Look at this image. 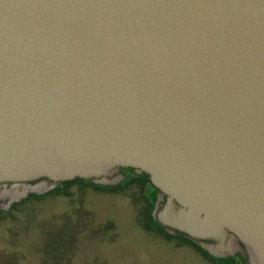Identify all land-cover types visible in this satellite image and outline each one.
<instances>
[{"label":"water","instance_id":"water-1","mask_svg":"<svg viewBox=\"0 0 264 264\" xmlns=\"http://www.w3.org/2000/svg\"><path fill=\"white\" fill-rule=\"evenodd\" d=\"M124 167L158 227L264 264V0H0V209Z\"/></svg>","mask_w":264,"mask_h":264},{"label":"rangeland","instance_id":"rangeland-1","mask_svg":"<svg viewBox=\"0 0 264 264\" xmlns=\"http://www.w3.org/2000/svg\"><path fill=\"white\" fill-rule=\"evenodd\" d=\"M78 188L0 213V264H206L146 231L135 209L141 199ZM110 222L116 234L109 240Z\"/></svg>","mask_w":264,"mask_h":264},{"label":"flooded vegetation","instance_id":"flooded-vegetation-1","mask_svg":"<svg viewBox=\"0 0 264 264\" xmlns=\"http://www.w3.org/2000/svg\"><path fill=\"white\" fill-rule=\"evenodd\" d=\"M120 171L126 174V177L114 185L98 184L90 179L75 178L73 180H69L72 181V184L68 188L67 192L57 190V188L63 185L65 181L58 182L53 188L41 194L30 191L29 189L15 188L13 189L14 192L26 191L27 195L19 201L14 202L10 212H5L1 209L0 211L9 215L12 214L13 209L26 202L41 204L48 197L72 196L73 194L78 193V191L72 190L73 186L79 187V191L94 188L102 193L111 195H126L130 198L133 197L141 199L143 204L135 206V209H138V221L140 225L150 233L161 234V240L173 251L187 250L188 257L192 256L195 259H202L206 264H249L244 251L238 246V241L234 236L227 237L224 244L225 252L223 254L216 255L200 243L182 235L170 233L166 229L158 227L155 224L153 216L154 212L152 213V210L154 209L155 211L158 207L153 205L154 200L157 198L162 199L161 191L152 183L150 176L145 172H139L131 167L121 168ZM105 228L108 231V239H112L116 234L115 225L112 222L106 223Z\"/></svg>","mask_w":264,"mask_h":264},{"label":"trees","instance_id":"trees-1","mask_svg":"<svg viewBox=\"0 0 264 264\" xmlns=\"http://www.w3.org/2000/svg\"><path fill=\"white\" fill-rule=\"evenodd\" d=\"M57 184V183H56ZM71 184H72V181H65L64 183H63V185H61V186H59V188H57V190L58 191H63V192H67L68 191V188L71 186ZM163 202V200L161 199V198H157V199H155L154 200V203H153V205L154 206H158V205H160L161 203ZM154 212V209L152 210V213ZM0 213H4V212H2V211H0ZM5 215H7L6 213H4Z\"/></svg>","mask_w":264,"mask_h":264}]
</instances>
